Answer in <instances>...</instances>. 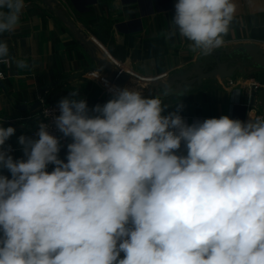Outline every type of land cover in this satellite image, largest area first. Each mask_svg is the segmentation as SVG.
Listing matches in <instances>:
<instances>
[{
  "label": "clouds",
  "instance_id": "9594fccd",
  "mask_svg": "<svg viewBox=\"0 0 264 264\" xmlns=\"http://www.w3.org/2000/svg\"><path fill=\"white\" fill-rule=\"evenodd\" d=\"M25 7L0 0V36ZM174 9L166 38L178 33L208 56L224 45L237 5L177 0ZM8 57L0 40V63ZM112 91L95 116L77 91L59 101L55 124L73 140L67 163L46 124L38 139L18 138L27 159L15 161L3 149L15 128L0 126V167L12 176L0 175V264H264V118L188 125L180 103L162 114L171 86L153 98ZM182 142L186 156L175 154Z\"/></svg>",
  "mask_w": 264,
  "mask_h": 264
},
{
  "label": "crops",
  "instance_id": "0c3cea01",
  "mask_svg": "<svg viewBox=\"0 0 264 264\" xmlns=\"http://www.w3.org/2000/svg\"><path fill=\"white\" fill-rule=\"evenodd\" d=\"M58 2V11L49 7L46 13L40 5L38 7L25 0L26 7L17 29L0 36V40L6 41L9 47V63H0L3 75L0 79V126L15 128L14 135L3 146L4 150L10 149L8 154L14 161L27 159L18 138L21 135L31 138L30 132L37 124L43 104L59 103L77 91L76 99L86 100L90 116L96 105L103 106L113 98L89 79L103 81L99 77L104 74L91 62L77 37L86 36L95 41L114 64L128 68L123 70L144 83L159 81L186 70L202 56L193 52L191 42L178 33L166 38L177 0H122L119 6L110 0ZM234 2L237 11L230 31L224 37V45L214 51L247 44L264 50V0ZM105 31H109L116 45L124 48V60L115 59L96 38V34ZM20 60L25 61L28 67L18 68L17 61ZM247 70L254 71V76L245 78L243 75ZM253 87L255 97L252 105ZM177 103L183 105L178 114L188 125L224 115L247 122L249 111L264 117V71L247 68L238 72L235 79L204 81L202 86L192 88L184 97L163 100V104L169 107L162 114L176 112ZM175 154L187 155L184 142ZM67 155L68 148L60 147L59 159L67 163ZM55 167L49 164L46 171L51 173ZM0 175L12 178L10 171L3 167H0Z\"/></svg>",
  "mask_w": 264,
  "mask_h": 264
},
{
  "label": "water",
  "instance_id": "95a60500",
  "mask_svg": "<svg viewBox=\"0 0 264 264\" xmlns=\"http://www.w3.org/2000/svg\"><path fill=\"white\" fill-rule=\"evenodd\" d=\"M46 1L49 6L59 7L60 5L58 0ZM83 38L82 47L91 53L92 60L105 71V74L99 78L105 82L114 83L119 89L125 88L128 81H130L127 72L125 73L121 67L110 61L111 58L96 45L95 41L89 40L86 36ZM247 68L264 71V50L257 45H235L231 49L213 51L208 56H200L196 63L186 70L178 71L160 81L146 82L141 86L145 93L152 92L153 97L160 95V90L166 85L171 86L173 94L164 97L163 100L171 97H184L192 88L202 86L204 81L235 79L238 72H242ZM130 85H132V82ZM177 93L180 94L177 95ZM251 96V104L253 105L255 87L252 89Z\"/></svg>",
  "mask_w": 264,
  "mask_h": 264
},
{
  "label": "built area",
  "instance_id": "2783aa9c",
  "mask_svg": "<svg viewBox=\"0 0 264 264\" xmlns=\"http://www.w3.org/2000/svg\"><path fill=\"white\" fill-rule=\"evenodd\" d=\"M111 3L113 5H121L122 4V0H110ZM117 6V7H118ZM121 7V6H120ZM119 7V8H120ZM119 8H117V10H119ZM127 71H125L126 73ZM2 74V73H0ZM105 82V81H104ZM107 84H110L113 86V88L115 89H119L117 85H115L114 83H109V82H106ZM58 102H53V103H49V104H43L41 106V109L39 111V114H38V121H37V124L36 126L33 128V130L30 132V137L31 139H38V131H39V125L40 123H44L47 125V130L48 132L57 137L59 139V142H60V147H67L68 144L72 143L73 140L71 137H65L63 135V133H61L56 124H55V117L59 116L61 113H60V109L58 107ZM105 104V103H104ZM95 115H98V113H95L93 112L90 116H95ZM264 118V117H262ZM120 256H124V253L121 252L120 253Z\"/></svg>",
  "mask_w": 264,
  "mask_h": 264
},
{
  "label": "rangeland",
  "instance_id": "374dc122",
  "mask_svg": "<svg viewBox=\"0 0 264 264\" xmlns=\"http://www.w3.org/2000/svg\"><path fill=\"white\" fill-rule=\"evenodd\" d=\"M28 1H31V2H34L37 6L38 5H40V9L42 10V11H44V12H46V13H48V11H49V7H52L53 9H55V10H57V7L56 6H54V5H50L49 6V3L46 1V0H28ZM39 7V6H38ZM58 11V10H57ZM61 14V19L64 17V11L63 12H61L60 13ZM66 15V14H65ZM77 36V35H76ZM78 39H79V42H80V44L82 45L83 44V37L81 38V37H77ZM88 53V55H89V58H90V60H91V62L96 66V68H100V66L98 65V64H96L93 60H92V55H91V53L88 51L87 52ZM110 61H113V60H111V59H109ZM118 65V64H117ZM94 66V67H95ZM92 67V66H91ZM119 67H121L122 69H125L123 66H119ZM126 69H128V68H126ZM125 69V70H126ZM129 69L130 70H132L133 72H135L136 74H138L134 69H132L131 67H129ZM100 71H101V73H103V74H105V71L104 70H102L101 68L99 69ZM93 70L91 69V72H92ZM114 71V70H113ZM253 74H255V72L254 71H250V70H247V72L243 75L245 78H247V77H252V76H254ZM127 75L129 76V78H130V81H128V83L126 84V86H125V88H128V89H133V90H139V91H141L142 92V95L145 97V98H153V94H152V92L151 93H145V91L143 90V88H142V84H144V82H141L140 80H138V79H135L131 74H128L127 73ZM139 75V74H138ZM89 79H91V81L97 86V87H99V88H101L103 91H105L108 95H110V97H113V91H112V89H115V88H112V87H109V86H107L103 81H100V80H98V79H96V78H89ZM100 79V78H99ZM131 82H132V85H135V86H132V85H130L131 84ZM134 82V83H133ZM135 83H137V84H135ZM145 89V88H144Z\"/></svg>",
  "mask_w": 264,
  "mask_h": 264
},
{
  "label": "trees",
  "instance_id": "16d2710c",
  "mask_svg": "<svg viewBox=\"0 0 264 264\" xmlns=\"http://www.w3.org/2000/svg\"><path fill=\"white\" fill-rule=\"evenodd\" d=\"M96 38L107 47L109 53L117 60H124L125 51L124 48L115 44L109 31H105L102 34H96ZM134 83V82H133Z\"/></svg>",
  "mask_w": 264,
  "mask_h": 264
},
{
  "label": "bare ground",
  "instance_id": "6f19581e",
  "mask_svg": "<svg viewBox=\"0 0 264 264\" xmlns=\"http://www.w3.org/2000/svg\"><path fill=\"white\" fill-rule=\"evenodd\" d=\"M160 81V80H159ZM154 82H156V81H154Z\"/></svg>",
  "mask_w": 264,
  "mask_h": 264
}]
</instances>
